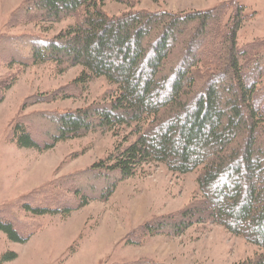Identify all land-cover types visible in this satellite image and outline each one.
<instances>
[{
    "label": "trees",
    "instance_id": "1",
    "mask_svg": "<svg viewBox=\"0 0 264 264\" xmlns=\"http://www.w3.org/2000/svg\"><path fill=\"white\" fill-rule=\"evenodd\" d=\"M105 1L25 0L9 15L7 28L38 24L41 32L25 35L16 47L14 34L0 35L6 67L0 104L20 69L45 63L59 74L82 70L68 86L37 96L39 101L76 97L96 78L112 87L84 107L20 114L10 129L18 148L45 151L91 132L128 131L90 167L53 180L44 198L34 190L19 203L0 206V232L26 243L38 228L23 215H69L92 200L106 201L119 182L143 173L146 165L163 164L177 174L198 170L199 196L145 222L140 235H178L194 224L213 223L261 249L234 264H264V51L255 42L238 45L245 6L235 3L223 24L219 7L110 15ZM67 18L74 22L43 34ZM125 241L140 240L129 235ZM16 256L7 252L2 261Z\"/></svg>",
    "mask_w": 264,
    "mask_h": 264
},
{
    "label": "rangeland",
    "instance_id": "2",
    "mask_svg": "<svg viewBox=\"0 0 264 264\" xmlns=\"http://www.w3.org/2000/svg\"><path fill=\"white\" fill-rule=\"evenodd\" d=\"M24 1L0 0V35L4 32L14 34L15 47L25 42V35L41 32L38 24L7 28L10 13ZM128 1L129 4L106 0L104 10L118 15L129 9L184 12L219 7L223 13L222 23L226 24L233 14V5L240 3L245 6L246 20L238 30V45L243 47L255 42L263 47L259 50L264 51V0ZM72 22V18H67L42 33L50 36ZM5 68L0 62V76H6L3 75ZM12 68L19 70L20 65ZM81 70L74 67L59 74L53 64L45 63L18 71L16 82L0 104V206L19 203L22 196L34 190L44 198L53 180L90 167L113 149L128 131H120L117 136L110 132H91L59 142L45 151L18 148L10 140L11 126L20 114L61 112L103 99L104 93L112 88L104 78L94 79L88 89L76 97L43 101L36 98L68 86ZM197 175L198 170L177 174L163 164H150L144 167L143 173L119 182L106 201L92 200L69 215L32 219L23 215L38 230L23 244L9 241L0 232V264H125L137 260L157 264H234L259 252L261 249L244 237L213 223L194 224L178 235L165 232L140 235L139 230L145 222L172 214L199 196ZM129 235L140 240L139 243L127 244L125 238ZM10 251L17 254L16 258L2 261V256Z\"/></svg>",
    "mask_w": 264,
    "mask_h": 264
}]
</instances>
